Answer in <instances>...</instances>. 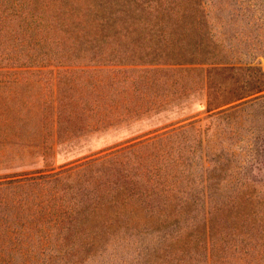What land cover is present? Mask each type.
<instances>
[{"label": "rangeland", "instance_id": "374dc122", "mask_svg": "<svg viewBox=\"0 0 264 264\" xmlns=\"http://www.w3.org/2000/svg\"><path fill=\"white\" fill-rule=\"evenodd\" d=\"M136 1L144 8L143 16L168 10L165 0H153L158 3L151 8L143 4L150 0ZM195 1L197 6L186 10L204 18L205 25L197 30L204 41L220 50L219 57L242 69L235 77L249 81L245 91L264 86L260 75L264 74V0ZM38 64L0 71V182L24 173L18 177L47 178L32 187L11 189L20 205L23 203L16 208L14 230L18 238L24 234L31 241L20 245L25 252L18 260L5 259L0 264H141L142 252L158 246L159 237L146 229L139 238L124 227L114 231V236L108 235L114 228L113 223L109 226L112 219L123 223L131 214L108 203V185L116 181L119 167L132 176L131 171L137 169L133 163L142 160L149 166L151 159L163 162L167 157L163 172L174 175L168 183L178 190L177 198L196 199L191 203L200 217L204 195L212 203L218 194L225 199L235 190L249 189L264 196V99L229 115L206 111V103L222 97L220 92L228 87L207 88L204 69L209 67L201 64H101L87 57ZM192 68L202 71H188ZM115 93L141 107L144 102L146 111L105 129L110 119L105 118L107 107ZM260 95L264 91L254 97ZM95 104L97 109L92 107ZM58 107H64L66 114L58 115ZM57 119L59 128L55 127ZM173 131L178 133L156 141ZM152 141L157 144L150 145ZM125 149V156L114 161L118 167L112 168L106 162L108 157ZM141 172V181H146L148 174ZM5 215L1 212L0 219ZM184 225L181 221L183 236L189 232ZM244 234L223 229L224 253L229 256L225 249L233 242L247 243ZM250 243L251 253H263L264 233L251 230ZM220 254L221 258L223 252ZM249 256L245 263L229 256L233 261L223 264L260 263Z\"/></svg>", "mask_w": 264, "mask_h": 264}, {"label": "trees", "instance_id": "16d2710c", "mask_svg": "<svg viewBox=\"0 0 264 264\" xmlns=\"http://www.w3.org/2000/svg\"><path fill=\"white\" fill-rule=\"evenodd\" d=\"M157 3L150 0L143 4L151 8ZM165 4L168 10L154 11L158 12L156 15H152V11L146 12L147 16H152L148 19L146 15L143 16L144 8L141 6L140 9L136 0H0V71L40 66L38 63L50 61L70 63L85 57L101 64H201L209 67L204 69L207 88L228 87V90L220 92L222 97L206 103V111L217 110L221 115H229L239 107L241 109L247 104L264 99V95L254 97L264 91V86L258 85L251 91H245L249 87V81H241L235 77L242 69L219 57L220 50L211 47L198 33L199 27L205 25L204 18L186 10L190 11L197 6L195 0H165ZM192 70L202 71V68L188 69ZM260 75L264 77L262 72ZM260 82L257 80V84ZM253 83L256 85V80ZM239 91L242 92L238 93ZM98 106L95 104L92 107L97 109ZM143 106L144 102L141 107L133 101L117 97L115 93L106 115L104 113L105 118H110L104 128L144 113L146 109ZM64 113L66 114V109L58 107L57 114ZM94 115L96 116L95 111ZM59 126L57 119L55 127ZM177 133L173 131L162 134L156 141L168 140ZM156 141L149 144H157ZM28 146L36 145L28 143ZM133 149L132 146L128 151ZM126 152V149L116 150L106 162L115 169L119 163L114 161L124 157ZM167 159L164 158V163L159 159H151L149 166H145L143 160L133 163L137 169L131 171L132 176L125 174L123 166L116 171V176L111 173L116 181L108 185L111 190L108 203L119 210L127 209L131 214L126 219L118 214V218L124 219L123 223V220L112 219L109 226L113 223L114 228L108 235L114 236V231H119L122 227L139 238L146 233V229L149 233H157L158 246L146 247L142 252L144 258L141 264H223L233 261L229 256L245 263L249 255L260 260L257 264H264V252L256 254L255 251H250L253 244L250 243L251 230L264 233V196H257L249 189L235 190L233 196L225 199L218 194L212 203L209 195H204V201L201 202L203 214L200 217L191 203L196 199L192 198L191 201L177 198L175 193L178 190L168 183L174 175L169 171L163 172L162 167ZM143 170L148 176L142 182ZM25 174L14 175L9 180L0 182V213L6 212L5 217L0 219V262L5 259L13 262L18 260L25 252L20 245L31 241L24 234L22 239L18 238L14 230L18 220L16 208H20L23 203L20 205L21 201L16 199L11 189L32 187L40 184L41 179L46 182L43 179L47 178L18 177ZM161 179L162 182H158ZM24 200L25 205L28 198ZM154 204L157 205L153 206ZM153 211L157 216L153 215ZM116 216L115 213L113 218ZM181 221L185 222V229L189 231L185 236L179 227ZM172 227L174 229L170 230ZM248 227H252L251 230L243 229ZM225 228L231 230L233 235L245 233L248 239L244 245L234 242L227 245L225 251L230 253L229 256L224 253L221 244L220 235ZM259 239L260 237L256 238L257 241ZM114 240L119 241L117 237ZM220 251L223 252L221 258ZM135 257L137 258L136 254Z\"/></svg>", "mask_w": 264, "mask_h": 264}]
</instances>
